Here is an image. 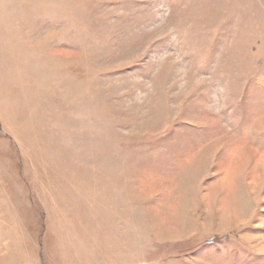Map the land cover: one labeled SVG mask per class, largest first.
I'll use <instances>...</instances> for the list:
<instances>
[{"label": "rangeland", "instance_id": "obj_1", "mask_svg": "<svg viewBox=\"0 0 264 264\" xmlns=\"http://www.w3.org/2000/svg\"><path fill=\"white\" fill-rule=\"evenodd\" d=\"M0 264H264V0H0Z\"/></svg>", "mask_w": 264, "mask_h": 264}]
</instances>
